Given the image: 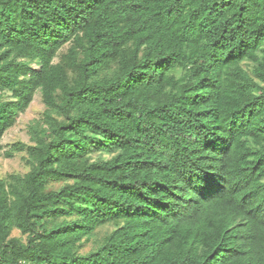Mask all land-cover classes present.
<instances>
[{"label":"trees","instance_id":"trees-1","mask_svg":"<svg viewBox=\"0 0 264 264\" xmlns=\"http://www.w3.org/2000/svg\"><path fill=\"white\" fill-rule=\"evenodd\" d=\"M38 92L0 264H264V0H0V150Z\"/></svg>","mask_w":264,"mask_h":264},{"label":"rangeland","instance_id":"rangeland-1","mask_svg":"<svg viewBox=\"0 0 264 264\" xmlns=\"http://www.w3.org/2000/svg\"><path fill=\"white\" fill-rule=\"evenodd\" d=\"M70 48V45L63 47L60 51L59 57L55 60L58 62L63 54H66ZM38 64H34V67H38ZM45 105L42 101L41 93H36L33 102L30 104L29 108L22 113L16 124L9 129L4 135L0 150V178L6 179L10 175H26L30 168L25 162V153H13V158L6 157L7 152H12V146L16 143L31 144L30 128L37 121L43 118L45 112ZM111 155L93 154L92 161H97L100 158H109ZM60 184L50 186L51 190L59 189ZM117 226L114 224H107L105 226L99 227L95 230L92 236L88 239H83L81 246L79 247V253L81 255H87L95 252L105 241V239L116 230ZM12 237L21 238L26 242V236H22L19 231L14 230Z\"/></svg>","mask_w":264,"mask_h":264}]
</instances>
